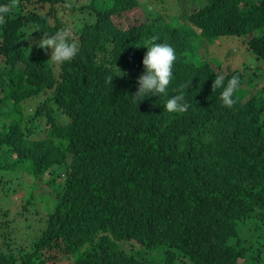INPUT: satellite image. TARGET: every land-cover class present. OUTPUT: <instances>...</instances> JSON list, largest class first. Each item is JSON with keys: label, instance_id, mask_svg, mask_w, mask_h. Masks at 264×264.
Listing matches in <instances>:
<instances>
[{"label": "trees", "instance_id": "16d2710c", "mask_svg": "<svg viewBox=\"0 0 264 264\" xmlns=\"http://www.w3.org/2000/svg\"><path fill=\"white\" fill-rule=\"evenodd\" d=\"M193 1L167 15L147 7L122 28L114 17L141 0H0L15 5L0 26V168L56 193L44 214L25 194L19 220L0 208V264H262L264 74L223 75L222 62L196 59L201 39L240 36L264 61V0ZM58 31L78 47L63 64L36 39ZM149 42L174 48L173 78L167 95L136 106L147 52L137 45ZM220 75L240 78L231 108L212 90ZM178 91L190 107L169 113L163 103ZM14 223H29L25 234Z\"/></svg>", "mask_w": 264, "mask_h": 264}, {"label": "rangeland", "instance_id": "374dc122", "mask_svg": "<svg viewBox=\"0 0 264 264\" xmlns=\"http://www.w3.org/2000/svg\"><path fill=\"white\" fill-rule=\"evenodd\" d=\"M76 1V0H73ZM83 1V0H77ZM144 3V7L142 5L137 9L130 10L126 12V14L120 15L119 18L114 17V20L117 24L122 27L126 28L129 25L135 24L139 21H143L146 17V8L150 11V15H159L162 14H174L177 12L179 7L178 0H141ZM189 2V1H187ZM198 2V0H197ZM64 4L68 6V0ZM36 4L33 7L35 8ZM197 6L193 0H190V9ZM37 9V8H36ZM71 11L68 8L60 14L62 19L67 22L68 17L70 16ZM150 19V18H147ZM37 42L40 41V37L36 38ZM199 52L200 55L197 57L196 61L200 63L203 58L211 59L215 62H222L224 66L223 75H226L229 70L233 69H241L247 67L245 76L249 73L248 80H252L256 77V75H260L261 72L264 74V61L262 59H258L255 54L249 50L248 44L246 39L242 37H235V36H221L215 42L208 41L207 39L203 38L199 41ZM231 67V69L228 68ZM2 66L0 67V69ZM257 72V73H255ZM251 75V76H250ZM248 82L244 83V85L249 88ZM260 87H264V79L258 83ZM251 88V87H250ZM39 97L31 98L23 102L25 114H28L34 104H37ZM41 125L45 126V121L42 119ZM41 130H39L40 132ZM42 133H45V128H42ZM31 138H39V136L32 135ZM45 179V178H44ZM48 180V176H46V182ZM37 181L36 177H33L28 171L21 169V168H0V208H9V217L10 218H17L19 220V211L22 210V202L25 200L32 198V203L36 205L38 211L45 213L51 212L53 210V204L56 203L55 195L56 193L53 191V187H51L48 183L47 185H37L35 182ZM45 182V183H46ZM34 189L36 192L32 191ZM39 191V192H38ZM25 197L23 199V195ZM38 194L43 195V197H47L49 199H45ZM41 197V198H40ZM21 199L22 202H21ZM52 206V207H51ZM34 217L37 219L39 215L34 214ZM7 218L5 213L1 216V219ZM29 220H32V216L28 217ZM250 219L252 225H260L262 217L257 216V213L251 212ZM249 219V220H250ZM35 219H33L30 223L32 224V228L29 231L31 235L36 234V230H39L38 226L35 224ZM22 223V222H21ZM18 225L17 232L20 234H25L26 223L25 225ZM262 227V225H260ZM245 226H241L240 229H243ZM18 235V238L20 236ZM4 239L3 232L0 231V240ZM25 239V237H24ZM136 244V243H135ZM138 247L139 245L136 244ZM141 248V247H140ZM137 249V248H136ZM262 264H264V260L261 258Z\"/></svg>", "mask_w": 264, "mask_h": 264}, {"label": "clouds", "instance_id": "9594fccd", "mask_svg": "<svg viewBox=\"0 0 264 264\" xmlns=\"http://www.w3.org/2000/svg\"><path fill=\"white\" fill-rule=\"evenodd\" d=\"M14 7L15 5L11 2L0 5V26L5 23V17ZM137 46H145L147 52L142 61L144 73L138 78V91L131 96L136 106L145 98L157 95L161 98L162 95L168 94V87L173 78L174 62L177 58L174 48L168 43L149 42ZM38 47L50 49V60L55 64L68 62L78 53L77 45L69 42L67 31H58L51 36L43 35L38 42ZM109 79L111 82L113 78ZM240 83L238 75H232L227 81L220 75L215 77L212 90H222L220 92L222 105L231 108L235 103L234 93L240 87ZM163 105L164 110L169 113L186 112L190 107L184 91H178L177 94L169 96ZM135 243L140 247L139 243Z\"/></svg>", "mask_w": 264, "mask_h": 264}]
</instances>
